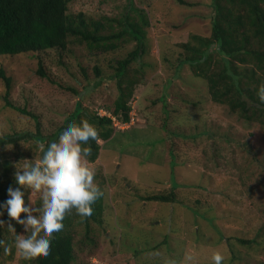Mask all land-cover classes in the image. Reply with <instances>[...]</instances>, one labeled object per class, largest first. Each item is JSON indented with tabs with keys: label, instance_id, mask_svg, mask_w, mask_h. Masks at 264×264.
I'll return each instance as SVG.
<instances>
[{
	"label": "rangeland",
	"instance_id": "1",
	"mask_svg": "<svg viewBox=\"0 0 264 264\" xmlns=\"http://www.w3.org/2000/svg\"><path fill=\"white\" fill-rule=\"evenodd\" d=\"M128 3L146 10L149 20L146 53L125 75L135 82L129 97L135 120L109 142L99 140L101 149L89 164L95 182L99 174L106 177L101 222L85 229L74 209L65 214L72 222V264H169L170 259L183 264L187 255L190 264H213V251L224 255L223 264H264V129L246 121L239 109L214 103L206 81L187 64L180 66L186 55L181 44L193 46V35H210V0H67V12L91 19L118 16ZM117 44L115 52L92 56L82 45H69L68 52L0 57V68L11 78L9 102L36 117L4 107L0 81V134H51L78 103L89 112L108 113L119 93L116 81L97 88L88 82L94 66L109 74L114 59L135 48L134 41ZM212 49L214 66L218 54ZM37 57L60 87L35 73ZM41 142L28 137L0 147L10 178L25 159L37 158ZM171 190L172 203L140 198ZM24 191L28 203L39 204L38 188ZM4 214L0 239L12 249L5 253L0 247V264H29L31 255L16 251L6 225L12 223L17 234L24 227Z\"/></svg>",
	"mask_w": 264,
	"mask_h": 264
},
{
	"label": "trees",
	"instance_id": "2",
	"mask_svg": "<svg viewBox=\"0 0 264 264\" xmlns=\"http://www.w3.org/2000/svg\"><path fill=\"white\" fill-rule=\"evenodd\" d=\"M210 3L213 12L210 35L207 38L193 35L192 40L195 42L193 46L189 42L181 44L186 50V55L179 60L180 66L187 64L196 77L206 81L210 99L214 103H226L232 110L239 109L241 117L246 121L260 124L264 129V102L257 96L258 86L264 84V0H210ZM148 25L147 11L143 8L136 9L130 3L118 16H99L97 19H91L82 12L69 14L67 0H0V57L34 55L48 50L68 52L69 45H82L87 54L92 56L96 53L115 52L119 49L118 41H134V50L125 57L114 59L115 65L112 66L111 73L103 74L99 66H94V78L88 82L89 86L97 88L102 83L116 81L119 93L108 113L120 123H127L131 109L129 97L135 82H127L125 75L130 64L146 53ZM211 49L218 54V61L214 66L210 65ZM35 73L60 87L61 84L53 81L47 74L39 57ZM83 74L86 76L84 70ZM124 80L127 84H124ZM0 81L5 88L2 96L4 107L36 120L35 115L9 102L11 78L2 68ZM67 89L79 96L72 88ZM82 109L78 103L63 123L68 120L79 123L82 119H87L97 128V138L88 141L92 151L87 160L91 164L96 161L101 149L99 140L109 142L117 133L130 130L128 127L131 125L127 130L118 129L113 125L112 119L101 115L100 111L89 112L86 108ZM57 129L45 136L39 130L34 134L28 132L0 134V147L15 145L28 137L44 141L48 136L54 135ZM9 167V163L1 160L0 202L5 200L9 185L18 186L14 176L11 178L9 176ZM99 178L96 183L101 187L103 195L92 205L91 216L80 217L85 229H88L90 222L100 223L104 216L103 187L107 182L105 176L101 177L99 174ZM140 198L160 203L175 201L172 190L170 193L149 194ZM4 216L5 214L0 219ZM71 223L64 217V227L53 234L49 254L42 256L37 252L35 256H31L29 264H72L74 255L70 234ZM237 241L240 244H251L247 239Z\"/></svg>",
	"mask_w": 264,
	"mask_h": 264
},
{
	"label": "clouds",
	"instance_id": "3",
	"mask_svg": "<svg viewBox=\"0 0 264 264\" xmlns=\"http://www.w3.org/2000/svg\"><path fill=\"white\" fill-rule=\"evenodd\" d=\"M257 96L264 102V84L258 86ZM97 136V128L87 119L79 123L68 120L39 144L35 160L25 159L22 170L14 172L18 186L7 188L6 199L0 202V217L6 211L9 218L23 225L25 231L20 234L12 223L6 225L14 235L13 244L20 255L35 256L38 252L47 256L53 234L62 230L65 214L71 210L81 217L92 215V205L103 195L94 179L95 170L87 160L92 151L88 141ZM25 187L39 189V204L25 200ZM2 228H5L4 219H0ZM0 247L5 253L12 249L4 239H0ZM192 259L191 255L185 256L183 264H190ZM224 259L219 251L211 254L213 264H223ZM169 264L177 261L170 259Z\"/></svg>",
	"mask_w": 264,
	"mask_h": 264
},
{
	"label": "built area",
	"instance_id": "4",
	"mask_svg": "<svg viewBox=\"0 0 264 264\" xmlns=\"http://www.w3.org/2000/svg\"><path fill=\"white\" fill-rule=\"evenodd\" d=\"M130 113H129V121L127 123H120L115 117H113L111 114L109 113H106V112H102L100 111V114L101 115H106L108 116L109 118L112 119V122H113V125L115 127H117L118 129H124L125 127L127 128L128 126L132 125L133 124V121H134V116H135V102L134 101H131L130 102Z\"/></svg>",
	"mask_w": 264,
	"mask_h": 264
}]
</instances>
